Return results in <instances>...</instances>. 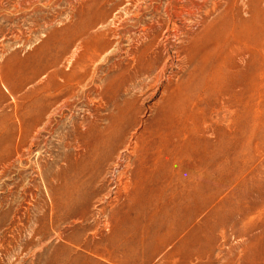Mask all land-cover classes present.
Instances as JSON below:
<instances>
[{
	"label": "rangeland",
	"instance_id": "obj_1",
	"mask_svg": "<svg viewBox=\"0 0 264 264\" xmlns=\"http://www.w3.org/2000/svg\"><path fill=\"white\" fill-rule=\"evenodd\" d=\"M244 3L234 0V9L227 10L225 0L0 2V145L5 146L0 149V158L10 156L6 169L0 165V264H40L67 237L76 242L73 253L86 259L97 254L105 260L104 264H114L108 261L110 246L130 238L128 226L122 221L127 217L137 219L139 233L146 236L145 215L133 217L132 208L125 207L127 192L118 185L116 172L111 173L105 167L106 175L88 182L87 172L79 163L84 148L78 137L85 136L92 125L108 123L122 108L128 114L123 120L125 139L147 129L178 87L191 76H199L193 66L183 67L178 50L225 18L224 23L247 26L251 33L262 32L264 36V0H246L247 9H243ZM19 4L23 6L19 8ZM148 43H151L150 51L160 58L150 77H138L134 56ZM82 44L107 45V48L94 61H83L71 72ZM54 59H59L61 71L71 72L75 78L80 72H85V76L79 83L72 81L74 95L68 102L61 99L47 113L52 127L38 125L25 134L28 118L22 115V108L28 98L24 95L36 93L47 78L44 75L52 69L39 75L38 72ZM253 65V73L257 74L259 64ZM255 74L251 80L253 91L247 96L211 98V106L205 102L195 107L193 113L199 123L189 130L191 137L187 141L183 139L188 149L207 141L221 155L231 152L237 168L246 174L253 173V177L237 175L219 194L217 204L228 203L231 209L224 213L227 222L210 234L214 240L210 248L204 247L209 252L203 262L208 264H251V255L264 242V76ZM185 158L176 166L194 160L193 156ZM220 160L221 164L227 163L224 156ZM84 199L86 218L75 216L69 208L58 209V205L67 201L79 209ZM40 213L55 232L39 242L30 232ZM105 222L109 224L105 226ZM187 231L180 237L187 236ZM58 232L65 239H59ZM163 233L165 230L161 228L158 234ZM173 245L165 246L162 253L170 251ZM170 262L176 264L177 259ZM159 263L160 255H156L148 264ZM127 264H139V258Z\"/></svg>",
	"mask_w": 264,
	"mask_h": 264
},
{
	"label": "bare ground",
	"instance_id": "obj_2",
	"mask_svg": "<svg viewBox=\"0 0 264 264\" xmlns=\"http://www.w3.org/2000/svg\"><path fill=\"white\" fill-rule=\"evenodd\" d=\"M243 1L245 2L243 9H247L246 0ZM225 3L229 6H227V10L229 8L230 10L234 9V0H225ZM22 4L18 5L19 8L23 6ZM241 12L243 11L241 10ZM237 13L234 15L236 16ZM247 13L249 12L247 11ZM224 20L219 23L220 25L215 24L216 26L210 28L207 33L196 38L193 37L194 39L186 48H179L178 53L182 56L183 67L193 66L192 68H196L199 72V76L196 75L198 74L197 71L196 76L191 73L193 76L178 87L177 93L171 95L166 108L147 129L137 135L132 133L125 139L123 120L128 114L122 108L108 123L106 122L101 126L92 125L85 136L80 135L78 137L84 148L79 163L81 169L87 172L88 182L102 178L107 172H104L105 167L110 168L111 173H117L118 185H122V190L127 192L128 201L126 200L125 207L132 208L133 217L139 214L145 215L146 236L139 233L140 222L137 219L127 217L122 220L128 226L130 238L123 241L118 240L111 244L108 261L114 264H127V261L136 258H139V264H148L156 255H160L159 264H172L170 262L172 259H177L176 264H208L203 262V258L209 252L204 247L210 248L214 241L210 234L227 222L228 219L224 213L228 208L231 209L228 203L217 204L219 194L232 183L231 180L237 175L247 176L251 174H246L244 170L236 167L237 164L234 165L231 152L221 155L216 146L207 141L196 143L198 146L196 148L189 145L190 149H188L183 141V139L188 140L191 137L189 130L199 123V119L193 113L195 107H199L205 102L207 106H211V98L228 97L231 99L245 97L251 93L253 91L251 80L255 74L252 68L254 62L259 64L255 75L264 76V68H262L264 65L262 38L264 36H262V32L261 34L257 33V35L251 33L249 31L251 28L248 29L247 26L243 28L233 24V22L230 25L228 22L224 23ZM242 21L244 20L242 19ZM241 25L243 26V24ZM106 48L107 45L88 47L82 44L80 55L76 62L74 61L71 72L74 71L76 65L83 61H94L101 56ZM150 49L151 43H148L134 56L138 65V74H136L138 77H150L156 68L160 57L155 52L152 53ZM207 60L211 62L208 63ZM59 62V59H54L46 69H41L38 75L48 73L51 69L52 72L44 75L47 78L36 93L24 95L28 98L22 108V115L28 118L25 122V134H29L38 125L52 127L51 116L47 113H51L61 99L68 102L74 95L72 81L75 79L76 83H79L85 76V72H80L81 75L75 78L71 72L61 71L58 67ZM47 69L50 70L46 72ZM227 106L230 107V101ZM244 110L246 109L244 108ZM9 141L10 139L7 142L9 143ZM3 147L5 148V146L0 145V149ZM14 152L17 153V150L15 149ZM191 156L194 158L191 164L182 165L178 163L181 166H176V163L182 158ZM222 156L227 159L225 165L221 164L220 158ZM7 157L0 158V165L4 169L10 164L8 163L10 156L9 159ZM250 176L253 177V173ZM221 179L222 181H220ZM250 180L252 179L250 178ZM247 183L243 182L245 185ZM69 202L58 205V209L69 208L71 212L74 211L72 213L75 216L86 218L87 203L85 199L83 204H80L79 209L71 207ZM108 224L105 222L104 225L107 226ZM161 228L165 230L163 235L158 234ZM187 229L188 235L180 237ZM147 230H152L154 234H149ZM53 232L55 229L48 227L46 216L40 213L30 232L34 237L33 239L36 238L40 242ZM57 237L65 239L60 232H58ZM173 243L170 251L162 253L165 246ZM72 249H77L76 242H71V238L67 237V241L62 246L54 248L55 252L43 258L40 264L105 263V260L97 254L94 258L86 259L76 252L73 253ZM86 249L90 251V246L87 245ZM250 261L251 264H264V242H261L258 250L251 255Z\"/></svg>",
	"mask_w": 264,
	"mask_h": 264
}]
</instances>
